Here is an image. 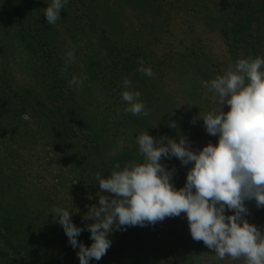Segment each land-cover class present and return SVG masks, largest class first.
I'll list each match as a JSON object with an SVG mask.
<instances>
[{
  "label": "trees",
  "instance_id": "16d2710c",
  "mask_svg": "<svg viewBox=\"0 0 264 264\" xmlns=\"http://www.w3.org/2000/svg\"><path fill=\"white\" fill-rule=\"evenodd\" d=\"M50 3L51 0H0V107L14 111L13 117L17 122L22 121L20 112L39 109L44 115L43 122L47 125L49 137L53 134L65 139L72 136L76 154H72L71 167L75 170L87 168L81 182L86 183L90 177L96 179L97 172L111 174L116 164L123 168L133 161L143 162V157L133 150L134 146L124 142L117 146L118 133L122 131L129 137L131 127L136 129L150 120L155 123L156 132H161L165 126L159 127L157 120L161 122L168 118L164 114H157L153 108L155 98L148 88L152 84V77L137 71L140 67L138 58H142L143 66L152 71L154 66L146 65L149 50L145 44L135 42L140 36L134 23L143 13L160 14L167 10L166 7L176 5L194 8L198 0H67L60 11L61 19L55 25L48 24L43 14ZM226 10L234 15L232 20L222 13ZM222 12L215 17V24L234 60L248 57L264 59V0H225ZM1 26L6 28L2 30ZM57 26L77 41L78 47L83 50L82 65L89 75L90 89L100 90V94H92L91 109L81 99L85 92H89L83 89L79 93L68 83L79 70L78 50L63 43L58 36ZM128 37L133 39L128 40ZM15 47L22 50L24 56L21 57L29 63L31 77V82L21 90L18 99L7 93L10 86L5 83V78L11 74L10 52H14ZM68 50L74 51L75 62L65 69L62 57ZM123 78L131 81V89L123 88ZM125 90L141 93L139 99L150 110L148 116H135L123 111L127 103L122 100L121 93ZM35 93H39L37 98L31 95ZM125 125L131 127L125 129ZM109 144H113L115 149L105 153ZM169 160L162 158L160 162L168 164ZM53 172L55 170L51 169L47 173L53 175ZM5 175L0 174V177ZM51 180L55 182L57 179ZM10 184L8 181L6 186L0 181V264L63 263L61 257L67 254L65 246L57 255L55 251L44 252L45 244L43 247L36 239L33 240L32 234L38 239L42 235V224L30 221L26 228L27 220L21 210L26 212L29 195L18 186L10 187ZM49 186L52 189L55 187L53 183H49ZM7 189L17 193L12 200L5 194L3 203ZM42 192L46 198L47 191ZM245 206L249 210L245 217L264 232V207L257 208L254 201H246ZM41 207L32 205L29 216L33 208ZM225 214L233 213L226 209ZM63 237L68 240L65 233ZM108 239L111 241L108 255H113L110 252L115 248L125 246L126 250L129 249L127 243L131 241L125 228H115ZM143 247L142 244L140 249ZM141 256L146 257L145 254ZM141 256L135 258L133 264L143 261ZM101 261L108 263L109 260L103 256Z\"/></svg>",
  "mask_w": 264,
  "mask_h": 264
},
{
  "label": "rangeland",
  "instance_id": "374dc122",
  "mask_svg": "<svg viewBox=\"0 0 264 264\" xmlns=\"http://www.w3.org/2000/svg\"><path fill=\"white\" fill-rule=\"evenodd\" d=\"M224 1L198 0L194 8L176 5L171 8L166 7L167 10L160 14L143 13L137 18L134 24L138 27L136 33H139L140 37L135 42L145 44L149 50L146 54V65L154 66L155 75L151 78L152 84H147L155 98L153 108L157 114H164L168 119L161 122L157 120L159 127L165 126L161 132H156V125L151 120L136 129L125 125V129L131 127V131L129 137L122 131L118 133L117 141H115L118 147L122 145V142L130 144L139 155L136 137L144 131L157 139L167 136L177 139V142L179 136H184L193 151H199L209 142L213 145L217 143L218 136H212L206 132L200 117L220 107L223 111H228L226 104L221 106L214 99V94L202 86V81H209L218 75H223L230 66L234 68L237 62L227 50L218 31V25L215 24V17L222 12ZM230 12L226 10L222 13L232 20L234 15ZM1 28L4 30L6 27L1 26ZM57 30L64 44L78 50L79 70L75 76L82 80V84L74 85V88L79 93L83 89L90 93L85 92L81 99L91 109L90 102L94 99L92 94H100V90L99 88L93 91L90 89L89 75L82 65L83 50H80L77 41L73 40V37L63 28L57 26ZM154 31H158L156 37L153 36ZM132 39L128 37V40ZM151 52L152 57L149 55ZM21 55L24 56L18 47H15L14 52H10L11 74L5 78V83L10 86L7 93H10L14 99H18L21 90L31 82L29 63ZM31 95L37 98L39 93ZM13 113L14 111H7L0 107V174H6L0 177V181L6 186L10 181V187L18 186L28 193L30 202L27 203L26 212L23 209L21 213L25 214L26 228L30 225L28 223L30 221L42 224L43 233L39 239L35 234L32 235L33 240L36 239L35 241L42 246L45 244L43 251H55L59 255L62 247L65 246L67 254L61 257L63 263L60 264H79V258L76 255L79 249L73 248L68 240L64 239L63 228L57 222L53 209L61 207L71 213L72 222L84 229L77 240L87 247L92 241L85 225L93 221L82 220V217L88 212L90 206H99V195L108 194L101 192L98 181L94 178L86 179V183L81 182L87 168L81 167L75 170L71 167L72 154H76L72 136L65 139L53 134L49 137L46 131L47 125L43 122L44 115L39 109L20 112L21 122H17ZM25 115L27 119L24 118ZM170 122H174L176 127H170ZM112 145L107 146L105 153L114 151L115 148ZM167 162L168 164L163 165L169 170L174 169L172 184L176 188L183 187L186 182V173L192 166L191 163L186 166L181 165L175 157ZM51 169L55 170L53 175L57 180L50 175L51 172L47 173ZM108 175L110 173L107 172L101 174L102 178ZM51 178L56 181L52 182ZM75 181L77 182L73 183ZM49 183L54 184V189L50 188ZM42 190L47 191L46 198L43 197ZM16 193L13 190H5L3 203L5 194L12 200ZM32 205L42 206L43 209L42 207L41 209L33 208L29 216ZM244 218L250 223L246 217ZM114 230L115 228L110 234L114 233ZM125 230L131 241L127 243L128 250L125 246L115 248L110 252L113 255H108L107 250L104 256L109 260L108 263L101 261L102 259H90L92 263L89 261V264H122L127 261V264H133L135 258L141 254H145L146 257L141 256L143 261L138 264H244L243 258L233 260L226 257L221 260L202 241H194L189 232L186 215L183 213L179 217L165 218L154 225L128 226ZM142 244L144 247L140 249Z\"/></svg>",
  "mask_w": 264,
  "mask_h": 264
},
{
  "label": "clouds",
  "instance_id": "9594fccd",
  "mask_svg": "<svg viewBox=\"0 0 264 264\" xmlns=\"http://www.w3.org/2000/svg\"><path fill=\"white\" fill-rule=\"evenodd\" d=\"M66 3L51 0L43 11L48 24L55 25L61 19L60 11ZM62 59L67 69L75 62L74 51L68 50ZM137 63V71L154 77L152 69L143 66L142 58ZM68 83L78 86L82 80L72 76ZM122 86L131 89L132 83L123 78ZM202 86L221 106H228L226 112L220 107L200 117L206 132L218 136L215 145L209 142L193 151L184 136L177 142L141 132L136 143L143 162L133 161L123 168L116 164L106 178L96 173L99 189L108 195H99V206H90L82 217L93 221L85 225L90 246L77 240L84 229L72 222L71 213L61 207L53 209L69 244L79 249V264H89L90 259L100 260L107 254L111 247L108 236L114 228L154 225L182 213L192 239L202 241L219 259L243 258L244 264H264V232L244 218L249 213L246 201L264 207V59L241 58L223 75L202 81ZM140 96L139 91H122V100L127 103L123 111L148 116L150 110ZM169 126L175 128L176 124L170 122ZM172 157L181 165H192L181 188L171 182L174 169L160 162ZM226 209L233 214L226 215Z\"/></svg>",
  "mask_w": 264,
  "mask_h": 264
}]
</instances>
